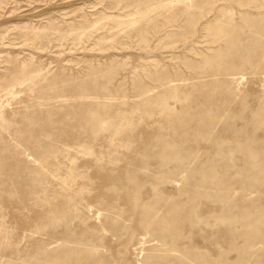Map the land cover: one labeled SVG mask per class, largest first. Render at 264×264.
<instances>
[{"label":"rangeland","instance_id":"rangeland-1","mask_svg":"<svg viewBox=\"0 0 264 264\" xmlns=\"http://www.w3.org/2000/svg\"><path fill=\"white\" fill-rule=\"evenodd\" d=\"M0 264H264V0H0Z\"/></svg>","mask_w":264,"mask_h":264}]
</instances>
